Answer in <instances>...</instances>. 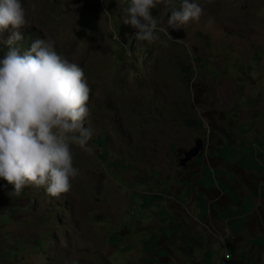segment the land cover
<instances>
[{
  "label": "rangeland",
  "instance_id": "1",
  "mask_svg": "<svg viewBox=\"0 0 264 264\" xmlns=\"http://www.w3.org/2000/svg\"><path fill=\"white\" fill-rule=\"evenodd\" d=\"M200 3L174 39L167 20L182 0H161L149 43L122 24L127 0H22L21 51L48 37L84 69L92 151L70 146L79 174L58 197L0 179V264H264V0ZM254 136L257 173L230 187L256 200L247 230L227 232L206 203L230 202L215 170L236 166L221 168L215 145L226 138L224 154H237Z\"/></svg>",
  "mask_w": 264,
  "mask_h": 264
},
{
  "label": "clouds",
  "instance_id": "2",
  "mask_svg": "<svg viewBox=\"0 0 264 264\" xmlns=\"http://www.w3.org/2000/svg\"><path fill=\"white\" fill-rule=\"evenodd\" d=\"M160 2L127 0L120 19L138 30L136 39H157V20L150 9ZM202 13L200 0H182L167 25L181 28ZM26 23L22 0H0V44L7 47L0 55V179L17 195L31 185L58 197L79 174L70 146L92 151L93 131L83 126L90 87L84 69L58 54L53 39L37 38L30 50L21 51L20 30Z\"/></svg>",
  "mask_w": 264,
  "mask_h": 264
},
{
  "label": "crops",
  "instance_id": "3",
  "mask_svg": "<svg viewBox=\"0 0 264 264\" xmlns=\"http://www.w3.org/2000/svg\"><path fill=\"white\" fill-rule=\"evenodd\" d=\"M247 129V128H245ZM247 133V132H245ZM255 142H260L261 139L254 136L248 143L246 149H244L243 146H240L239 148L235 149L237 154L234 153H228L227 155L224 154V147L228 146V139L221 137L216 143L215 147L218 149L217 153H215V156H221L219 158V165L224 167L226 163H228L230 160L232 163L236 166V168H233L231 171L228 168L222 169L218 171L215 170V174L218 176V181L220 183L222 182V186L224 189L223 192H226L228 194V198H230V202L227 204H219L217 199H209L210 201L206 204L212 203L214 205V210L216 213V221L218 223H225L226 228L225 230L228 232V225H231L233 228L236 226L240 230H247L248 224L246 223L247 216L253 209V202L256 200V197L252 196L253 191L249 190L248 195L244 191H242L240 188L235 189L230 187V183H234L235 180H240L241 178H245V183L243 185H247L253 181V178L255 174L257 173L255 171L256 168V158L255 153L254 156L251 154V146ZM241 157V158H239ZM218 168V167H217ZM238 170V171H237ZM230 175H229V174ZM264 173V171L262 172ZM225 176V178H224ZM202 184H205L202 182ZM242 188V187H241ZM207 215V212H204ZM245 221V222H244ZM236 223H242L241 225H238Z\"/></svg>",
  "mask_w": 264,
  "mask_h": 264
},
{
  "label": "water",
  "instance_id": "4",
  "mask_svg": "<svg viewBox=\"0 0 264 264\" xmlns=\"http://www.w3.org/2000/svg\"><path fill=\"white\" fill-rule=\"evenodd\" d=\"M167 31L174 39H182L185 36V31L182 28L172 29L167 25ZM201 148H202V140L199 138L198 140L195 141L193 146L183 151L182 156H180L178 160L179 164L181 166H184L188 161L198 156L202 151Z\"/></svg>",
  "mask_w": 264,
  "mask_h": 264
},
{
  "label": "built area",
  "instance_id": "5",
  "mask_svg": "<svg viewBox=\"0 0 264 264\" xmlns=\"http://www.w3.org/2000/svg\"><path fill=\"white\" fill-rule=\"evenodd\" d=\"M227 253H225V255H224V257H228L229 255H228V251H226ZM224 260H226L225 258H224ZM223 260V261H224Z\"/></svg>",
  "mask_w": 264,
  "mask_h": 264
},
{
  "label": "trees",
  "instance_id": "6",
  "mask_svg": "<svg viewBox=\"0 0 264 264\" xmlns=\"http://www.w3.org/2000/svg\"><path fill=\"white\" fill-rule=\"evenodd\" d=\"M30 44V42L29 41H27V42H25V46L28 48V45Z\"/></svg>",
  "mask_w": 264,
  "mask_h": 264
}]
</instances>
